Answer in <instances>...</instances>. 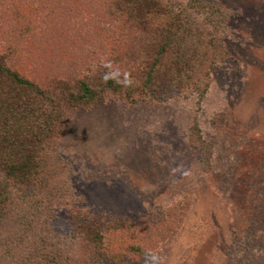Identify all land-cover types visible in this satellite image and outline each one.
<instances>
[{
  "label": "rangeland",
  "instance_id": "obj_1",
  "mask_svg": "<svg viewBox=\"0 0 264 264\" xmlns=\"http://www.w3.org/2000/svg\"><path fill=\"white\" fill-rule=\"evenodd\" d=\"M214 1L229 9L219 24L208 13H193L195 0H156L161 7L138 25L126 19V0L115 12L109 0H0V51L10 50L7 63L40 84L53 76H82L116 47L122 57L136 50L132 79L142 85L143 74L135 70L144 68L142 50L171 26L180 5L204 29L208 50L216 46L213 38L220 39L216 52L224 59L209 77L198 72L183 93L159 99L168 89L151 91L134 103L123 93L111 95L77 111L59 136L57 148L73 164L74 187L86 208L137 220L165 219L162 211L171 212L166 220L173 229L157 243L149 242L146 228L136 231L140 223L110 233L122 264H264V236L256 231L264 227V0ZM204 82L209 86L202 98ZM243 142L249 149L240 152ZM239 164L245 167L237 173ZM237 174L249 177L242 187L253 193L241 225L225 193L234 189ZM59 207L58 231L81 250L71 232L73 217L64 203ZM118 239L148 242L147 252L128 256Z\"/></svg>",
  "mask_w": 264,
  "mask_h": 264
},
{
  "label": "trees",
  "instance_id": "obj_2",
  "mask_svg": "<svg viewBox=\"0 0 264 264\" xmlns=\"http://www.w3.org/2000/svg\"><path fill=\"white\" fill-rule=\"evenodd\" d=\"M110 1L109 11H117L122 0ZM126 1V19L130 24H147L150 15L161 7L156 0ZM195 1L191 7L196 8L193 13H208L215 24L229 16V9L220 0L219 4L214 0ZM175 5L178 4L171 6ZM180 9L174 13L171 26L161 29L160 39L153 40L154 46L142 50L144 68L142 71L135 68L138 75L143 74L138 80L142 82L139 86L134 83L131 72V68L136 67V50L127 51L122 57L113 47L112 55L88 64L82 76H53L44 84L10 66L7 63L8 56L12 55L10 50L0 51V264H122L123 256L109 240L110 233L119 234L131 229L132 224L140 223L136 231L146 228L152 235L149 242L154 244L167 229L169 232L173 229L167 221L171 216L167 210L162 211L167 215L165 219L144 216L137 220L131 216L99 215L86 208L78 200L80 197L74 187L73 164L57 146L61 132L77 111L104 104L111 95L123 93L124 98L134 103L138 98H150L151 91L168 89L167 93L156 97L170 98L175 93H183L184 87L195 84L198 80L194 76L198 72L203 70V77H209L216 61L224 59L216 52L220 49V39L213 38L211 41L216 42V46L208 50L202 34L204 29L199 28V22L191 13L186 12L184 16L181 5ZM216 16L221 20H216ZM184 27L182 37L180 30ZM128 28L131 30L130 25ZM204 83L206 88L200 92L202 98L209 86ZM192 135L190 132V139ZM247 149L246 142L239 147L240 152ZM238 167L237 173L245 165ZM236 178L234 189L225 193L232 199L230 205L241 225L253 193L250 189L243 190L246 176L237 174ZM62 203L73 217L71 232L78 239L77 245L83 246L81 250L68 246L70 241L58 231ZM262 220L264 222V217ZM263 228L257 226V235L264 236ZM118 240L122 241L121 246L128 256L132 251L143 255L147 252L148 242L140 240L138 246H134L126 239Z\"/></svg>",
  "mask_w": 264,
  "mask_h": 264
}]
</instances>
